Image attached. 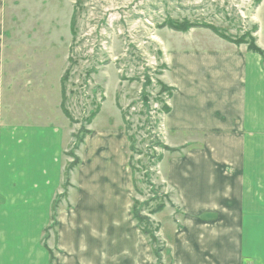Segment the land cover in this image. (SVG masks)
Listing matches in <instances>:
<instances>
[{
    "label": "crops",
    "instance_id": "0c3cea01",
    "mask_svg": "<svg viewBox=\"0 0 264 264\" xmlns=\"http://www.w3.org/2000/svg\"><path fill=\"white\" fill-rule=\"evenodd\" d=\"M7 13L0 0V264H50V252L52 264H156L131 215L125 132L93 128L104 104L50 230L63 193L65 133L4 117ZM248 23L264 52V0ZM178 34L183 42L160 47L158 81L173 90L162 144L176 150L156 173L174 208L170 221L154 220L160 264H264V55L217 36L204 44Z\"/></svg>",
    "mask_w": 264,
    "mask_h": 264
},
{
    "label": "rangeland",
    "instance_id": "374dc122",
    "mask_svg": "<svg viewBox=\"0 0 264 264\" xmlns=\"http://www.w3.org/2000/svg\"><path fill=\"white\" fill-rule=\"evenodd\" d=\"M7 2L11 35L4 69L6 120L62 127L67 166L71 159L66 154L77 143L73 136L90 129L87 122L104 104L93 128L109 123L125 132L126 161L136 185L133 196L143 206L140 216L153 221V230L158 229L155 221H170L174 208L156 182L161 161L170 156L158 146L165 144L161 125L168 93L157 83L165 69L162 42H183L185 36L162 27L198 26L186 35L204 44L219 37L201 26L216 29L230 42H247L254 30L248 20L256 0ZM159 204L164 210L150 216Z\"/></svg>",
    "mask_w": 264,
    "mask_h": 264
},
{
    "label": "trees",
    "instance_id": "16d2710c",
    "mask_svg": "<svg viewBox=\"0 0 264 264\" xmlns=\"http://www.w3.org/2000/svg\"><path fill=\"white\" fill-rule=\"evenodd\" d=\"M261 1L262 0H256L255 5L256 6L259 5ZM73 21H74V19L72 18L71 19L72 26H73ZM188 25H186V24L184 25V24L169 23L165 27H162V28H167L168 30H171V31L176 32V33H186L189 30L195 29V28L198 27V26H193L192 24H188ZM201 27L210 30L216 36H218L219 38H221L222 40H225L227 42H230L228 39L222 38L219 35V32L216 29H214V28H212L210 26H201ZM247 38H248V41L247 42L242 40L241 42H238V43H236V42H231V43H234L236 45L246 44L247 47H248L247 48L248 51L253 52V53H257V54L263 56L264 55V52H261L260 50H258L254 46V40H253L251 34L248 35ZM157 84L160 86V88H162V90H164L166 93H168V98H169L171 96L173 90L170 89V88H168V87H166L165 85H163L159 81H158ZM99 109H100V107H98V109L93 113V115L91 116L89 122H87L88 125L91 124V122L93 121V119L99 113ZM168 112H169V108H168V106H166L164 108V111L162 112V115H166V114H168ZM89 134H90V131L89 130H84V131L81 130L80 136H78V137H76V136L74 137L73 136V138L77 141V143H75L74 148L72 149L74 152H69L68 153L69 155L66 154L71 159V162H69L67 164V166H65V168H64V172H63V183H62V187H61L63 193L61 194V196H57V198L55 199V201L52 203V206H51V217H50V219H51V225H50V230L55 229L56 226H57V221H56L57 208H58V205H59V202L61 201V199L65 197V194H66V191H67L68 187H70L69 180H68L69 179V175H70V173L80 163L79 162V159L75 155V152L78 150L79 146H81L83 144L84 139ZM129 141H130V139L128 140V142ZM158 146L162 150H164L165 152H168L170 154L176 152V150H172V149L166 147L165 145L161 144L160 142H159ZM128 150H129V152H131V147L130 146L128 147ZM160 160H161V157L158 158L157 162H159ZM128 163H129V160H128ZM135 187H136V185H135V182H134V190H135ZM153 199H155V198H153ZM154 201L157 202L158 200H154ZM142 207L143 206H142L141 203H139L138 201H136L135 199H133V204H132V209H131L132 219L136 222V224H137L138 228L140 229V231L142 232V234L148 238V240L150 242V245L152 247V253H153V255H154L155 259H156V264H160L161 254L163 252V248L160 247V242H159L158 238H156L157 229L156 230H153L151 228V226H153V223L150 222L148 218H145V217L140 216V214L142 213V210H141ZM164 208H165V205L164 204L156 205L151 210L150 216H153V215H156V214L160 213L161 211L164 210ZM149 222H150L151 225H149ZM154 234H155V236H154ZM156 246H158V247L156 248ZM49 254H50V264H52L53 256H52V253L51 252Z\"/></svg>",
    "mask_w": 264,
    "mask_h": 264
}]
</instances>
